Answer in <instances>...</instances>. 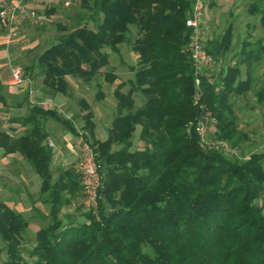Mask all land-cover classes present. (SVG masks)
<instances>
[{"label":"trees","instance_id":"16d2710c","mask_svg":"<svg viewBox=\"0 0 264 264\" xmlns=\"http://www.w3.org/2000/svg\"><path fill=\"white\" fill-rule=\"evenodd\" d=\"M83 1L88 19L60 35L24 70L36 68L45 87L66 94L67 76L89 83L106 68L102 80L115 82L106 48L119 52L118 45L127 43L137 52L128 91L121 90L125 83L113 90L115 113L106 138L91 143L102 178L97 211L77 223L61 217L70 200L64 190L73 198L81 187L71 169L53 179L43 120L52 118L77 134L74 125L56 109L37 104L22 116H8L7 122L23 131L10 135L0 129V148L3 154L19 152L40 176L51 222L35 232L34 245L26 248L27 220L0 204L5 253L0 264H264V151L228 156L205 148L193 128L207 109L217 118L216 135L239 147L247 135L238 126L232 98L249 91L263 108L264 122V77L256 80L251 74L252 60L264 54V42L257 39L249 47L244 41L238 62L222 63L215 82L201 76L195 86L185 50L191 0ZM249 12L259 13L264 25V7L252 3ZM231 43L227 29L207 40L205 49L224 59ZM239 62L246 63L244 78ZM3 89L0 81V104L20 107L17 100L8 104ZM137 92L143 97L140 105ZM98 96L104 94L98 91ZM84 118L93 135L92 112ZM137 126L142 147L133 146Z\"/></svg>","mask_w":264,"mask_h":264},{"label":"rangeland","instance_id":"374dc122","mask_svg":"<svg viewBox=\"0 0 264 264\" xmlns=\"http://www.w3.org/2000/svg\"><path fill=\"white\" fill-rule=\"evenodd\" d=\"M210 1L213 2L209 4ZM48 3L47 8H39L40 24H26L23 31L12 38L7 37L4 31L0 29V79L8 78L12 66H19L21 68L26 84L17 89L28 92L27 100H24L23 95L20 96L19 101L21 104L27 103L29 105L37 104L44 106L41 100H45V98L37 94L39 90L43 88L41 78L36 75L37 69L34 68L31 72H25L24 67L35 63L36 57L45 47L55 42L60 35L69 32L71 27L76 25L77 22L83 23L88 19L90 14V10L86 8L83 0H75L70 6H65L63 0H49ZM252 3L264 7V0H207L205 7V17L207 16V18H205V21L209 28L205 32L206 41L221 37L225 34L227 29H230V34L232 36V43L223 59V66H232L238 62V55L244 41L251 43L249 47H254L257 39L264 42V25L261 24L260 14H252L249 12ZM88 25L94 28L95 23L90 21ZM131 30L132 35H134L135 28L133 26H131ZM10 45H13L12 48ZM118 49L119 52H113L108 48L105 49L109 54L110 65L117 75V79L114 83L108 84L102 80V73L106 68H102L97 79L89 83H85L80 78L71 77L68 81L69 88L67 93L64 94L67 103L60 105L59 102L52 99L45 104L46 107L56 109L60 115L68 119L76 128L78 154L81 141L79 134L82 135L84 140L90 143H92L95 138L104 139L107 136L110 128V121L115 113L113 90L116 85L118 83H125L121 88L123 92L129 89L127 81L133 77V71L130 69V66L136 64L138 54L132 49L131 45L127 43L119 44ZM239 67L241 70V78H244L246 63L239 62ZM251 68V74L256 80L264 77V54L261 56L260 60H252ZM3 91L8 93L9 103L13 100H17V97L14 96V93H11L12 90L7 84H4ZM98 91L104 94L103 97L105 98L102 102L98 96ZM54 93L55 92H51L49 89H44V95L47 97ZM82 99L90 105V109L82 107L79 103ZM134 99L136 105H140L143 97L137 92L134 94ZM232 100L237 114L238 126L247 135L245 142L241 143L239 147L236 146L240 155L243 157V154L246 155L254 151H264L263 108L255 102L252 91L247 92L245 95L233 97ZM3 110L4 107L0 104L1 130L3 129L2 126L7 122V120H5L6 118L4 119L1 115L4 113ZM89 111L92 112L91 119L94 123L93 135L90 134L88 128L84 127L86 122L84 117ZM52 120L58 127L65 129L57 121L54 119ZM139 130L140 127L137 126L132 138L134 147H142L144 144L142 140L138 139ZM51 141L54 142L53 139H51ZM53 173L55 178L60 175L58 172ZM73 173L76 175L74 169ZM76 180L79 184L77 175ZM70 202V209H74V212L64 217L63 221L69 222L67 220H70V222L75 223L84 220L88 221L86 220V213L89 211L84 209L81 190L74 194ZM36 231L33 227H27L22 238L24 247L31 248L34 245ZM1 245L2 242L0 241V262L5 257V253L1 250ZM24 257L28 262H31L30 258L26 257V255H24Z\"/></svg>","mask_w":264,"mask_h":264},{"label":"built area","instance_id":"2783aa9c","mask_svg":"<svg viewBox=\"0 0 264 264\" xmlns=\"http://www.w3.org/2000/svg\"><path fill=\"white\" fill-rule=\"evenodd\" d=\"M49 0H0V29L7 37L12 38L19 35L26 24H40L39 8L48 7ZM75 0H63L65 6H70ZM206 0H191L190 8L185 19L190 33L185 50L187 51L194 69V84H200L203 76L208 82L217 80L222 58H213L205 49V32L209 28L205 21ZM7 84L13 87H22L26 84L22 70L19 66L10 68ZM218 90V86L215 87ZM198 95V94H197ZM217 118L209 110L196 120L193 125L201 143L205 148L217 150L228 156L242 157L236 146L227 140L218 137ZM80 136V151L73 165L81 192L83 195V206L85 210L97 211L98 201L101 197L102 178L99 172V164L96 160V152L89 141ZM51 146V141L48 139Z\"/></svg>","mask_w":264,"mask_h":264},{"label":"crops","instance_id":"0c3cea01","mask_svg":"<svg viewBox=\"0 0 264 264\" xmlns=\"http://www.w3.org/2000/svg\"><path fill=\"white\" fill-rule=\"evenodd\" d=\"M212 2L213 1H210L209 4ZM205 18H207V16ZM12 46L13 45H10L11 48ZM36 75L41 78L42 87L48 89L44 86L42 76L37 74V71ZM69 78H71V76L66 77L67 81H69ZM0 81L3 84H7L6 78L0 79ZM9 88L12 90L11 93H14V96L17 97V102L20 103L19 98L22 95L24 96L23 93H25V91L13 86H9ZM43 88L37 93L45 98V100H41V103H44V106L42 107L50 108L46 107L45 104L52 99L59 102L60 105L67 103V99L63 93L55 92L47 97L44 95ZM104 98L105 97L100 96L101 102ZM7 102L9 104L8 98ZM79 103L83 107V104L81 102ZM30 105L27 103L21 104L20 107L2 105V107H4V113L1 115L4 119L6 118L5 120H7L10 115L22 116L28 111ZM43 123L45 130L49 134L48 139L50 141L51 139L54 140V142L51 141V146L49 145L52 150L50 168L53 172H58L60 174L68 169L73 171V163L78 155L77 134L67 129H63L62 127H58L50 118L44 119ZM5 124L2 128L10 135H15L23 131V127L17 123L6 122ZM53 179H55V175H53ZM40 184V176L32 169L29 162L19 152L3 154V151L0 148V204L20 213L27 220L28 227H33L35 231L40 227L46 226L51 221L49 215L50 204L47 202L48 199H45V195L40 193ZM63 193L64 196L70 198V200L68 204L62 207V218L67 217V215L74 212V209H70V201L73 198L70 197L67 190H64Z\"/></svg>","mask_w":264,"mask_h":264}]
</instances>
